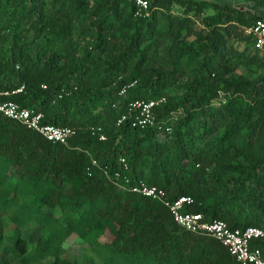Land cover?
Listing matches in <instances>:
<instances>
[{
  "label": "trees",
  "instance_id": "trees-1",
  "mask_svg": "<svg viewBox=\"0 0 264 264\" xmlns=\"http://www.w3.org/2000/svg\"><path fill=\"white\" fill-rule=\"evenodd\" d=\"M109 1L94 6L89 0H0V90L23 84V93L5 98L43 112L44 122L77 129L66 146L0 114V211L15 225L12 232L0 234V245L16 264H42L49 257L59 258V264H98L92 255L66 250L63 244L71 234L103 247L98 253L101 264H239L221 243L180 228L162 204L131 187L145 183L163 188L169 198L190 196L193 202L184 209L202 213L205 221L221 219L231 228L264 229V80L257 84L224 81L223 85L209 81L213 70H220L215 56L223 53L221 28L233 33L241 25L245 31L264 16L247 17L240 9L209 3L215 11L209 17L212 28L195 47L182 49L193 59L197 50L207 53L184 93L170 102L167 75L142 77L141 73L138 45L151 3L147 0L148 15L137 16L135 0ZM120 2L125 3L134 29L128 31L126 19L118 23L119 53L99 71V87L109 86L113 96L89 126L85 113L89 108L83 105L103 104V93L83 98L81 93L72 99L81 88L80 74L88 68L74 66L70 72L76 81L67 83L58 75L63 53L54 40L62 42L69 36L79 18L89 20L96 36L104 34L115 24L113 17L119 20ZM57 4L68 13L60 15L53 8ZM36 22L38 29L52 32L34 45L28 36ZM245 35L252 55L262 54L258 60L264 63V52L252 49V39ZM131 82L133 86L118 95L119 88ZM219 89L231 94L222 105V131L215 134L203 115L215 114L213 100ZM60 93L63 97L56 99ZM161 95L166 102L154 108L153 125L133 127L130 118L116 125L117 118L128 113L130 102ZM179 107L184 114L175 123L171 112ZM91 127H100L105 139L92 135ZM159 134H164V140ZM213 165L219 169L205 177ZM117 171L121 177H114ZM29 222L38 231L32 242L20 231ZM105 230L112 238L98 241ZM250 245L264 255V239H253Z\"/></svg>",
  "mask_w": 264,
  "mask_h": 264
},
{
  "label": "rangeland",
  "instance_id": "rangeland-1",
  "mask_svg": "<svg viewBox=\"0 0 264 264\" xmlns=\"http://www.w3.org/2000/svg\"><path fill=\"white\" fill-rule=\"evenodd\" d=\"M102 0H89V5L96 6ZM116 2V0H113ZM111 0L108 2V4ZM151 3L150 19L144 23L143 40L138 45V49L142 52L143 61L141 64L142 77H153L157 74L167 75L166 95L170 102H175L186 89V83L190 81L192 75L195 74L200 61L203 59L207 51L197 50V57L190 58L187 53L182 50L190 45L195 47L199 38L206 35L212 28L209 17L214 14L213 8L209 3H217L221 6L227 5L231 9H240L243 13L250 17L252 15L264 16V0H158ZM204 3L198 6L195 3ZM124 2H120L117 6L120 10L119 20L113 17L115 22L113 26L108 27L104 34L96 36L93 32L89 20L79 18L74 22L69 36L62 37V42L54 40L55 43L62 45V60L60 75L66 82L75 83L70 72L74 66L79 64L88 68L85 73L80 74V84L78 90L73 94L72 99L78 98L81 93L85 97L87 95H98L103 93V104L88 106V103L83 105L89 108L85 113L87 116V124L93 125L95 115L102 113L108 101H111L113 93L109 86L99 87L101 81L99 71L105 65L107 59L117 56L119 46L122 41L121 31L119 29V21L126 19V25L129 32L134 29L133 24L130 25V20L125 14ZM124 7V8H121ZM58 10L60 15L68 13L67 8H60L59 4L53 7ZM111 14H114L111 12ZM37 23V22H36ZM29 31L28 39L37 42L44 41L50 37L51 29H38ZM221 35L224 40L223 53H217L215 61H219V71L210 75V83L223 85L224 81L232 83H260L264 80V63L258 60L262 54L252 55L244 26L238 25L234 31H224L221 28ZM197 49V48H196ZM81 72V71H80ZM79 75V73H78ZM79 79V80H80ZM231 91L225 92L222 89L218 90V96L213 101L216 108L215 114L206 113L203 119L207 124L215 129V134L222 131L221 123L225 120V114L222 110V105L230 96ZM247 99V96H246ZM85 100V99H84ZM86 114V115H87ZM184 110L182 107L171 112V118L176 123L183 116ZM159 139L164 140V134L158 135ZM219 169V165L210 166L206 169L205 177L211 176ZM210 200V199H209ZM15 225L0 211V234H8L12 232ZM22 237L32 242L36 240L38 235L37 227L33 222L20 227ZM112 238L110 233L105 232L97 239L100 242L109 241ZM64 247L70 253L77 255L85 253L92 255L98 264L102 263L101 253L103 247L98 243H86L75 235L71 236L64 243ZM7 262L8 264H16L11 260L10 255L4 252L3 245H0V264ZM60 259L57 257H49L42 264H59Z\"/></svg>",
  "mask_w": 264,
  "mask_h": 264
},
{
  "label": "built area",
  "instance_id": "built-area-1",
  "mask_svg": "<svg viewBox=\"0 0 264 264\" xmlns=\"http://www.w3.org/2000/svg\"><path fill=\"white\" fill-rule=\"evenodd\" d=\"M135 6V15H148L149 3L147 0H135ZM245 32L252 39V49L264 52V19H255L245 28ZM133 84L134 82H131L119 88L118 95H124L127 88L133 86ZM41 87L44 88L45 85ZM23 92V84L11 90H0V114L38 133L46 140L67 146L70 139L77 133L75 127L44 122L43 112L26 106L20 101L5 98L11 95L16 96ZM65 94L67 93L65 92ZM63 95L64 93L57 94L56 99L63 97ZM165 102L166 97L164 95L150 99H135L130 102L128 113H123L117 118L116 125H120L130 118V123L133 127L144 128L151 126L155 121L154 108ZM90 132L92 135L96 134L99 140L105 139V134L101 132L100 127H91ZM119 161L124 168L127 167L124 158L120 157ZM91 163L97 166V162L92 158ZM104 173L106 172L104 171ZM114 177H121L120 173L118 171L115 172ZM124 179L128 180L125 177ZM131 191L150 197L162 204L180 228L194 234L210 236L221 243L239 264H264L262 251L250 245L253 239H264L263 228L258 226L231 228L221 219L205 221L202 213L189 212L184 209L185 206L193 202L190 196L182 195L177 198H169L165 190L157 185L140 183L133 185Z\"/></svg>",
  "mask_w": 264,
  "mask_h": 264
},
{
  "label": "crops",
  "instance_id": "crops-1",
  "mask_svg": "<svg viewBox=\"0 0 264 264\" xmlns=\"http://www.w3.org/2000/svg\"><path fill=\"white\" fill-rule=\"evenodd\" d=\"M73 235H75L76 237H78L76 234H71L68 238H70V237L73 236ZM37 236H38V235H37ZM36 238H37V237H36ZM68 238H67V239H68ZM78 238H79V237H78ZM67 239H66V240H67ZM79 239H81V238H79ZM66 240H65V242H66ZM81 240H83V239H81ZM65 242H64V243H65ZM85 242H86V241H85ZM86 243H87V242H86ZM63 246H64V244H63Z\"/></svg>",
  "mask_w": 264,
  "mask_h": 264
}]
</instances>
